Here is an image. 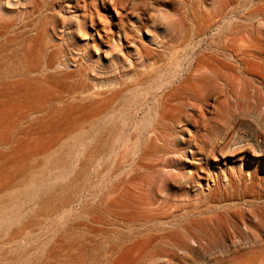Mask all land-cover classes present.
<instances>
[{"label":"rangeland","instance_id":"374dc122","mask_svg":"<svg viewBox=\"0 0 264 264\" xmlns=\"http://www.w3.org/2000/svg\"><path fill=\"white\" fill-rule=\"evenodd\" d=\"M247 1L0 0V264H264V43L205 79Z\"/></svg>","mask_w":264,"mask_h":264},{"label":"bare ground","instance_id":"6f19581e","mask_svg":"<svg viewBox=\"0 0 264 264\" xmlns=\"http://www.w3.org/2000/svg\"><path fill=\"white\" fill-rule=\"evenodd\" d=\"M249 1L251 2V0H249ZM249 1H247V2H249ZM251 3H250V5H246V4H245L246 6L244 5L246 8H248V11L246 12V15L248 17H250L248 20L247 19L246 20L247 21H251L253 19L260 18V20L264 23V0H258V3L254 4V5H252ZM254 23L255 22L246 23V28L249 27L250 30L248 28H247L248 30H245L242 27H239L238 26L239 24L235 25V22H234V25H232L233 23H230L231 25L229 24L230 27H228V28L231 30L230 31L231 37L227 38V39H224V41L226 40V42H224V43H222L223 41L220 42V43L217 41V47H215L216 50H214V51L212 49V44L210 42H207V45H206V51L207 52H206V55H205L206 59L204 58L205 59L204 62L206 63L205 64L206 65V67H205L206 68V70H205V79L210 81V84H212V85L214 84V86L216 84H218L220 71L218 70V68L216 66V64L218 65V63H216V61L219 62V56L222 55L221 54L222 53L221 50L226 49V48H228V49L230 48L231 49L232 47H234L233 49H235L236 47L243 48V47H247V46L255 47L254 49L257 50L258 46L260 47V45L262 43H264V25L263 26H257ZM259 23H257V24H259ZM263 23H261V25ZM241 26H243V25H241ZM224 29L226 30L225 26L223 27V32H224ZM228 31L229 30H227V32ZM244 32H247V33L249 32L247 34L248 35L247 38L243 35ZM221 33H222V31H221ZM218 34H220V33H218ZM222 35H224V34L222 33ZM259 35H262L263 39L260 38ZM261 46L263 47V45H261ZM248 49H250V48H248ZM245 50H246V48H245ZM211 51H212V53H211ZM257 52H259V50ZM207 80H205V81H207ZM207 84H208L207 87H209L210 84L209 83H207ZM228 86H229L228 88H230L231 90L235 89L233 82H230L228 84ZM103 120H105L107 124H111V121H110L111 119L104 118ZM114 124H116V127H118V123H114ZM124 197H125V199H127V201H124V203H122V207H121V210H120V214L121 215H118V213L113 212V211H107L105 209L104 210H100L98 208V205L95 204L94 207H93V213H92L93 220L96 222V220L99 219L101 217V215L102 216L105 215L104 219H105L107 225L109 227H111V228H113L115 226V224H118L116 222H120L119 220H124L125 216L127 218H129V219H132V218L134 219L132 222L128 221V219H126V221H128V223L131 222V224H133V225H136L139 222L146 221V218L149 217L148 215H146V213H148V212H145L143 207H141L139 205H136L133 201H131V199H129V197L126 194H124ZM123 210H124V212H122ZM104 211H107V213L104 214ZM131 231L133 233L137 234V235L141 234V232L139 230L136 231L135 228H132ZM108 234L111 235L112 232H108ZM111 238L113 239L114 237L112 236Z\"/></svg>","mask_w":264,"mask_h":264}]
</instances>
